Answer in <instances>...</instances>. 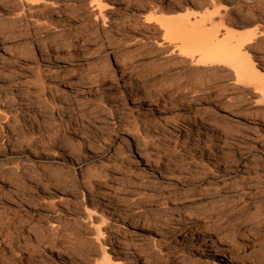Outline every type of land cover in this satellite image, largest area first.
Returning <instances> with one entry per match:
<instances>
[{
  "label": "rangeland",
  "instance_id": "1",
  "mask_svg": "<svg viewBox=\"0 0 264 264\" xmlns=\"http://www.w3.org/2000/svg\"><path fill=\"white\" fill-rule=\"evenodd\" d=\"M40 1L37 6H29L33 13L30 16L26 8L22 11L18 0H0V96L6 90L9 101L29 98L28 104L19 101L9 109L0 108V112L7 110L10 120H0V127L4 126L0 128V264H97L103 249L123 257L133 252L130 246L140 244L142 248L134 250L132 256L134 264H161L164 258L169 262L171 258L174 263L183 246L201 252L203 259L211 251H222L213 264H264V258L260 262L249 258L253 246L237 250L235 242H227L229 223L217 216L208 223L211 227L204 230L206 237L202 238L196 226L185 221L162 226V236L158 237L141 232L137 226L139 217L152 213L149 207H133L131 211L126 207L134 201H149L142 198V192L133 190L136 187L151 185L163 192L202 175L204 181L220 188L225 195L221 199L236 196L232 205L235 210L247 200L246 203L264 209V123L260 122L264 116L255 120L254 113H247L256 98L251 89L230 90L220 97L201 92L199 97L188 99L189 108L181 107L182 103L175 99L159 115L154 106L162 92L158 91L155 99L150 90L163 87L168 78L157 82L139 77V72L120 77L124 69L114 60H107L112 52L129 43L146 41V61L152 65L163 62L153 57L152 50L161 41L160 33L153 40L136 29L118 31L133 25V19L127 15L136 9L139 0H103L112 7L107 6L103 12L109 26L106 35L101 33L102 19L90 8L92 0ZM234 2H222L232 9V16L239 10L245 17L249 12L264 14L257 4ZM74 14L80 21L73 25L91 30L97 37L84 49L80 47L81 40L76 43L88 54L89 66L80 59L58 62L51 52V32L56 27L65 29L68 17ZM260 25L256 22L244 29H264V23ZM95 50L101 51L97 58L93 55ZM62 51L58 53L66 58ZM255 57L264 73V59L261 55ZM104 64L108 65V78L95 79L92 69ZM192 67L177 66L173 71ZM143 80L147 83H141ZM211 81L205 86L230 80ZM138 82L143 84L142 89ZM199 84L194 81L190 89L201 91ZM130 87L135 90V98L147 99L152 112L148 113L145 105H132ZM187 119H194L202 132L191 129ZM203 122L207 123V130ZM11 126L21 138L14 136V144L9 146L6 130ZM23 133L27 137L31 134L32 141L22 139ZM48 134H53L57 141L44 144ZM161 138H165V143L159 142ZM125 186H133L129 188L134 191L131 197L120 194ZM198 187L206 188L205 184ZM130 214L135 219L128 218ZM217 221L222 228H216ZM202 223L203 220L197 227ZM98 226L103 235L95 238Z\"/></svg>",
  "mask_w": 264,
  "mask_h": 264
},
{
  "label": "bare ground",
  "instance_id": "2",
  "mask_svg": "<svg viewBox=\"0 0 264 264\" xmlns=\"http://www.w3.org/2000/svg\"><path fill=\"white\" fill-rule=\"evenodd\" d=\"M18 1L20 3L22 11L27 10L30 16H33V13L31 12L32 7L41 4L40 0ZM141 1L142 0H139L138 5L136 4V9H132L130 15H127L129 16V18L133 19V25L129 26L128 29L125 28L126 26L119 28L118 31H128L129 29H136L142 35L150 36L152 39L158 36V34L160 33L161 41L157 42L152 50H155V54L153 55V57L157 58V60H159L160 62H163H161L160 65H152L146 61V57L149 55H143L148 49L149 45L146 41H141L140 43L136 44L129 43L124 47L112 52V56L110 55L107 60H114L117 66L119 64V66L124 69L121 71L120 77L134 72H139V77H143L145 79L149 77L152 78V80H157V82L162 78H168L169 82L163 85V87L158 86L157 89L150 90L155 93V99H158L156 98V93L158 91L162 92L159 95V99L162 98V101L158 99V103L154 106L160 112L159 115L164 112L166 106L170 105L173 101L175 102V99H178L182 103L180 105V103L178 102V105H180L181 107L189 108L188 105L190 103L188 99L199 97L201 95V92L204 95L214 94L215 96L220 97L228 93V91L230 90H237L240 88L244 89L245 87H248L251 89V92L256 95V98L249 107L251 111L247 113H250V115L254 113V116H256L255 120H258L257 118L260 115L264 116V73L262 72V69L259 68L258 62L255 60V56L257 55H261V59H264V29H244L246 26H249L256 22H259L262 25V23H264L262 21L264 18L263 13L252 15V13L249 12V16L245 17L239 13V10L236 14L234 13L235 15L232 16V9L228 8V6L226 5H223L222 2L233 4L235 3V0H170L167 4H165L166 0H157V2L150 0L146 4H143V2ZM240 1L248 4H257L262 9H264V0ZM89 3L90 8L94 12H97L98 16L102 19L101 33L106 35V29L109 28V26L105 21L107 18L106 15L103 14V12L107 8V6H109V4L105 3L103 0H92ZM29 6L32 7L30 8ZM109 7L112 8L111 6ZM23 8H26V10H23ZM94 19L96 18L94 17ZM68 20L69 25L65 29L56 27L54 31L51 32V35L48 39L51 44V52L54 55V59L58 62H62L63 59H65V61H68L70 63L77 62V60L80 59V62H82L83 65L89 66L91 64V61L88 58V54L84 53L81 48H86L88 45H90L89 42L95 40L97 37L94 35V32H91V30H83V28H79L73 25L75 22L80 21L77 15L74 14L72 17H68ZM82 22L84 24V21ZM138 22H140L141 26L140 24H138ZM100 37V39H103L107 36ZM79 40L82 41L80 43L81 48H78L76 44L77 42H79ZM61 50L65 52L64 54L66 58H63L58 53L59 51L61 52ZM99 54H101L100 50H95L93 52V55L96 56V58L99 56ZM186 65H190V67H193L185 71H173L176 70L177 66H180L181 68L185 67ZM137 66H140L139 69L137 68ZM107 68L108 65H105L102 68H94L92 69V75L94 74L95 79H97L96 77H98L99 80L103 81L105 78H108L106 71ZM51 73H54V71H51ZM225 79H228L230 81L225 84L218 83L219 85H213L211 87L205 86L209 83H212L211 80L222 82V80ZM144 80L141 81V83L146 84L147 82L145 83ZM7 81L10 82L9 79H7ZM194 81L201 82V84L198 85V88L201 89V91L190 89V86H192ZM94 83L96 82L94 81ZM143 84H141L142 86H140V88L144 87ZM130 88V91H132L130 96L132 105L136 108H140L142 107V105H145L148 113L152 112V105L146 102L147 99H145L144 96H142L144 98H135V90L133 89V87ZM39 95L38 97L42 96L45 99L44 95ZM15 100V98H12V100L9 101V98L7 97V91L3 90V96H0V108L3 107L5 109L6 107L7 109H9L10 106L17 105L19 101L25 103L29 102V98L25 97H23V99H17V102H15ZM217 104L220 105V103ZM51 107L53 108L55 107V105L52 103ZM57 110L59 112H62L61 110L63 109ZM174 114L177 113L174 112ZM8 118L9 117L7 115V110L0 112V120H3L6 123H10V120H8ZM187 122V125L190 126L191 129L193 128L196 131L201 130L194 119H187ZM260 122L264 123L263 119H260ZM202 125H204L205 127V125L207 126V123L203 122ZM32 126L35 127L33 124ZM0 128L3 129L4 126H1ZM204 129L207 130L206 127ZM12 132L14 133L12 134ZM53 134H48L47 137H45L46 141H43V143L47 145L49 143H54L55 141H57V138ZM6 136V139L11 143L9 144V146L14 144V136L18 139L21 138L14 126H11L6 130ZM31 136L32 135L30 134L27 137V135L23 133L22 139L29 140V142H31ZM163 139L159 142L165 143L166 140L164 141ZM38 141L39 140H37L36 142ZM185 154H187V152H185ZM197 176L199 175L197 174ZM201 177H193L192 180H188L189 182H184L183 184H180L173 189L164 190L163 192L161 190L160 192L162 193L158 192L157 189L151 187V185L139 186L134 188V191L143 193L142 198H146L145 200L149 201L146 203L139 202V200L134 201L131 204L126 205L128 211H131V208L133 207H136L138 209L141 207H149L151 210L150 212H152L143 216L141 215L142 217L138 218V229H140L141 232H150L159 237L162 236V226L167 227L170 223L173 224L174 222L178 224L182 221H185L194 224L193 227L196 226L199 234H201L200 236L203 235L206 237L207 233L204 230L211 227L209 226L210 224L208 225V223L213 218V216H217L219 217V220H223L229 223L228 228L230 229V231L229 239L227 240V242H235V244L237 245V250L242 249L247 245L253 246L252 248L254 249L251 250L252 253L249 258H255L260 262V259L264 258V214L262 213L264 212L262 211L264 210L262 209L263 206H259L258 204L253 205L251 204L252 202L246 203L248 201L247 200L246 202H243V206L235 210L232 205L235 203L236 196L233 195L232 197L229 196L227 198L224 197L221 199V197L225 195H223V192L219 190L220 188L217 189V186L215 187L214 183L212 184L210 181L206 182ZM86 183H90L89 180H87ZM201 184H205L206 188L199 189L198 186H201ZM131 187L133 186L123 187L122 193L120 194L123 197H131L130 195L134 192L133 190L129 189ZM159 194L162 195H160V197L158 198L157 195ZM249 196L248 198L249 200H251V195ZM257 197L259 196L255 195V198ZM155 200L158 204L154 203ZM209 200L217 201L213 203ZM240 209L242 210L240 211ZM88 217L91 216L88 215ZM129 217L133 220L134 215L130 214L128 218ZM202 220L203 223L202 225L199 224L201 227L198 228L197 225ZM104 221L105 219L103 218L101 223H103ZM217 222L218 226L216 228H222L223 226L221 225L220 221ZM98 224L100 223L98 222ZM191 232L193 235V230H191ZM101 235H103V233L100 231L98 226L96 227L95 238H99ZM251 237H254L253 241L248 240L251 239ZM215 243H217V241ZM130 247L133 252H131L129 255H123V257H118V255L114 254L111 255V251L105 252L103 249V255H100L101 259L97 264H134V258L132 257L133 254H135L134 250H139L142 247L141 244L140 246L133 245ZM206 247H208L209 249L217 248V246ZM85 251L87 254L86 256H88L89 252L87 253V250ZM180 252V257H178L177 261H175L174 263H171V258L170 262L169 259L164 258L162 259L163 263L161 264H213L216 261L217 256L220 255V253L223 254L220 250L211 251L213 253H210L206 257V259H203L204 256L201 252L196 251V249L194 248H188L184 246ZM89 257H91V255H89Z\"/></svg>",
  "mask_w": 264,
  "mask_h": 264
}]
</instances>
